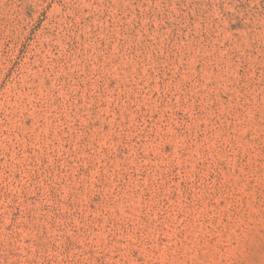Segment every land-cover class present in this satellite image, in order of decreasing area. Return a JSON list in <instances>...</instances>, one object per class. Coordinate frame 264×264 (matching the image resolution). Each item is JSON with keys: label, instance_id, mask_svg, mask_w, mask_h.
I'll return each instance as SVG.
<instances>
[{"label": "rangeland", "instance_id": "obj_1", "mask_svg": "<svg viewBox=\"0 0 264 264\" xmlns=\"http://www.w3.org/2000/svg\"><path fill=\"white\" fill-rule=\"evenodd\" d=\"M0 264H264V0H0Z\"/></svg>", "mask_w": 264, "mask_h": 264}]
</instances>
